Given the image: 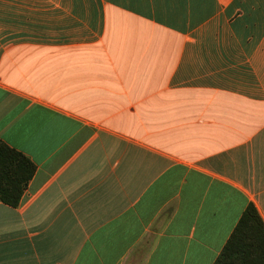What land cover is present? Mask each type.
Listing matches in <instances>:
<instances>
[{
	"label": "crops",
	"instance_id": "crops-1",
	"mask_svg": "<svg viewBox=\"0 0 264 264\" xmlns=\"http://www.w3.org/2000/svg\"><path fill=\"white\" fill-rule=\"evenodd\" d=\"M0 264H215L264 222V0H0Z\"/></svg>",
	"mask_w": 264,
	"mask_h": 264
},
{
	"label": "trees",
	"instance_id": "trees-1",
	"mask_svg": "<svg viewBox=\"0 0 264 264\" xmlns=\"http://www.w3.org/2000/svg\"><path fill=\"white\" fill-rule=\"evenodd\" d=\"M36 167L0 140V202L18 207ZM215 264H264V222L250 204Z\"/></svg>",
	"mask_w": 264,
	"mask_h": 264
}]
</instances>
